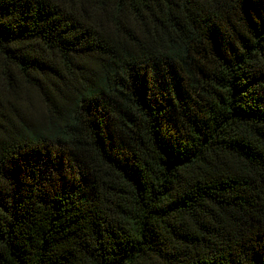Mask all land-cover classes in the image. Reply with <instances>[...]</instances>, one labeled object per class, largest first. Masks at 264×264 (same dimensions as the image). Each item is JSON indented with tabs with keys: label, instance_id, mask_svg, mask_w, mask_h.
Returning a JSON list of instances; mask_svg holds the SVG:
<instances>
[{
	"label": "trees",
	"instance_id": "obj_1",
	"mask_svg": "<svg viewBox=\"0 0 264 264\" xmlns=\"http://www.w3.org/2000/svg\"><path fill=\"white\" fill-rule=\"evenodd\" d=\"M0 264H264V0H0Z\"/></svg>",
	"mask_w": 264,
	"mask_h": 264
}]
</instances>
